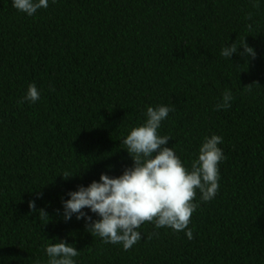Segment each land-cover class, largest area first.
Returning <instances> with one entry per match:
<instances>
[{"label":"trees","instance_id":"16d2710c","mask_svg":"<svg viewBox=\"0 0 264 264\" xmlns=\"http://www.w3.org/2000/svg\"><path fill=\"white\" fill-rule=\"evenodd\" d=\"M244 41L255 57L221 55ZM33 83L39 101L22 102ZM157 105L185 166L223 137L220 188L192 239L145 222L124 251L65 221L61 200L130 167L121 141ZM61 239L77 264H264V0H56L33 17L0 0V264H47Z\"/></svg>","mask_w":264,"mask_h":264},{"label":"clouds","instance_id":"9594fccd","mask_svg":"<svg viewBox=\"0 0 264 264\" xmlns=\"http://www.w3.org/2000/svg\"><path fill=\"white\" fill-rule=\"evenodd\" d=\"M50 2L54 4L56 0H11V6L33 17L38 10L47 9ZM241 47L243 52L239 55L255 57L254 49L245 41L239 47L234 43L226 45L221 55L231 60ZM39 99V89L34 83L29 84L22 102L35 104ZM232 100L231 91H225L216 110L231 107ZM173 111L169 105L148 106L143 122L132 127L121 141L132 165L119 176L102 173L98 181L69 191L68 199L61 200L63 219L68 221L75 215L77 220H84L86 231L92 236L105 244L121 245L124 251L141 241L143 237L138 229L145 222H151L157 230L184 232L192 239L193 232L188 226L194 211L200 202L214 199L220 188L219 165L225 156L219 145L223 144V137L216 134L204 137L190 167L185 166L174 148L167 146L171 137L160 134L162 122ZM72 176L67 172L62 175L66 179ZM29 207L35 210V201ZM38 212L48 217L43 210ZM44 251L47 264H77L75 258L80 254L63 239L46 244Z\"/></svg>","mask_w":264,"mask_h":264}]
</instances>
